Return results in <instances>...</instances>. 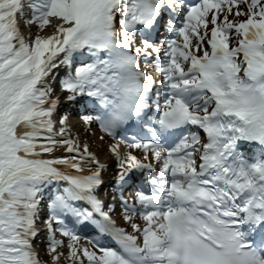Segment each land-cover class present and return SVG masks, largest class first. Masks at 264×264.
Masks as SVG:
<instances>
[{
	"label": "snow or ice",
	"instance_id": "1",
	"mask_svg": "<svg viewBox=\"0 0 264 264\" xmlns=\"http://www.w3.org/2000/svg\"><path fill=\"white\" fill-rule=\"evenodd\" d=\"M0 264H264V0H0Z\"/></svg>",
	"mask_w": 264,
	"mask_h": 264
},
{
	"label": "bare ground",
	"instance_id": "2",
	"mask_svg": "<svg viewBox=\"0 0 264 264\" xmlns=\"http://www.w3.org/2000/svg\"><path fill=\"white\" fill-rule=\"evenodd\" d=\"M101 160L102 162H106L109 165L108 171L105 173V179H108L109 181H112L114 179V168H115V162L111 157V153L108 152L107 150L103 151L101 153ZM122 225H125L126 222L122 221ZM44 247L41 249L43 251Z\"/></svg>",
	"mask_w": 264,
	"mask_h": 264
},
{
	"label": "rangeland",
	"instance_id": "3",
	"mask_svg": "<svg viewBox=\"0 0 264 264\" xmlns=\"http://www.w3.org/2000/svg\"><path fill=\"white\" fill-rule=\"evenodd\" d=\"M48 257H46L45 259H47Z\"/></svg>",
	"mask_w": 264,
	"mask_h": 264
}]
</instances>
